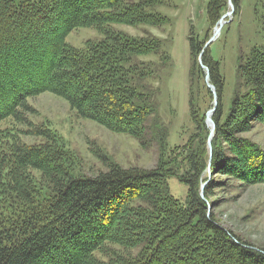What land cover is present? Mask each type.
Wrapping results in <instances>:
<instances>
[{"label": "trees", "instance_id": "1", "mask_svg": "<svg viewBox=\"0 0 264 264\" xmlns=\"http://www.w3.org/2000/svg\"><path fill=\"white\" fill-rule=\"evenodd\" d=\"M123 2L0 0V264H264V255L239 238L237 243L208 215L217 188L212 180L201 197L207 170L215 168L240 181L264 183V151L243 137L252 121L264 125V47L239 65L246 91L223 117L224 79L209 55L211 45L190 38L192 54L209 69L219 99L212 153L206 149V155L201 145L195 152L174 148L180 151L167 156L166 130L154 123L161 149L156 169L114 164L105 174L74 177L60 136L31 120L36 111L29 100L50 93L79 118L113 132L147 131L145 121L156 113L155 90L140 74L144 62L134 60L148 56L155 38L145 43L111 29L160 27L167 18L151 9L153 2L129 8ZM230 2L238 8L240 0L209 2L213 26ZM82 28H104L105 39L85 51L72 48L66 39ZM202 121L198 127L206 133ZM30 136L42 143L21 139ZM184 152L192 156L189 165L178 159ZM171 177L189 186L185 204L170 194Z\"/></svg>", "mask_w": 264, "mask_h": 264}, {"label": "rangeland", "instance_id": "2", "mask_svg": "<svg viewBox=\"0 0 264 264\" xmlns=\"http://www.w3.org/2000/svg\"><path fill=\"white\" fill-rule=\"evenodd\" d=\"M210 1L123 2L125 8L132 4L153 2L151 9H156L167 18L160 27L115 25L111 29L112 32H119L145 43L155 38L157 46L152 47L149 54L147 53L148 56H140L134 60L136 63L144 62L145 67L140 74L145 78L147 87L155 90L153 100L156 113L145 121L147 131H139L136 135L113 132L99 123L79 118L64 99L50 93L29 100L31 107L36 111V115L30 116L36 126L50 127L65 143L67 147L65 149L72 156L74 177H79L82 173L86 176L105 174L114 164L122 170L156 169L161 149L154 134V123H160L161 128L166 130L164 146L167 156L171 154L172 149L179 147L183 150L186 146L195 152L200 151L202 145L205 155L206 149L212 153V141L216 133L213 116L217 108L211 114L214 109V96L208 85H213L209 82V69L203 63H199L198 57L194 58L190 46V38L200 43L205 42L207 46L214 38L216 29L220 28L213 26L208 20L207 8ZM146 9L151 11L150 8ZM226 10L224 27L211 46L209 45V55L213 62L218 64L224 79L223 117H227L235 97L246 91V88L241 89L244 82L238 74L239 65L253 49L264 47V0H240L238 8L230 2ZM59 31L58 27V31L51 34L55 36ZM105 32L107 31L104 28L102 30L82 28L71 33L66 42L72 48L85 51L105 39ZM207 117H211L215 124L213 137L211 136L213 126L207 121ZM202 119H205L207 125L206 133L198 127L203 122ZM7 127H10V124ZM0 128L5 127L3 125ZM243 137L250 139L264 151L262 123L252 121L250 129ZM21 139L29 145L42 143V139L37 137ZM179 151L174 150L173 153ZM191 157L184 152L178 159L182 164L189 165ZM228 164L230 163L227 162ZM207 166L208 169L212 168V164ZM207 172L209 173L205 178L207 182L201 185V197L203 198L202 194L211 180L217 185L213 197L210 198L208 215H214L216 225L226 230L232 237L235 236L237 243L239 238L251 251L264 255V183H248L226 174L221 175L217 168L214 173L208 170ZM168 186L170 194L185 204L189 186L176 177L168 180ZM120 251L118 250V253H121ZM95 255L102 259L98 253Z\"/></svg>", "mask_w": 264, "mask_h": 264}, {"label": "water", "instance_id": "3", "mask_svg": "<svg viewBox=\"0 0 264 264\" xmlns=\"http://www.w3.org/2000/svg\"><path fill=\"white\" fill-rule=\"evenodd\" d=\"M224 18H222V20L219 22V29H216V33H215V36L214 38L211 39V41L207 44V46H209L214 40H215V37L217 36L218 33H220L221 31V28L223 27L224 25ZM199 63L202 64V61L200 60ZM208 88L211 89L213 92V96H214V109L212 110L211 114L216 110V108L218 107V96H217V93H216V90L213 86L211 85H208ZM207 121L211 123V126H213V129H212V132H211V136L213 137V133H214V130H215V124L212 120L211 117H207ZM209 145H210V141H209ZM211 147V145H210ZM203 198H204V194H202Z\"/></svg>", "mask_w": 264, "mask_h": 264}, {"label": "bare ground", "instance_id": "4", "mask_svg": "<svg viewBox=\"0 0 264 264\" xmlns=\"http://www.w3.org/2000/svg\"><path fill=\"white\" fill-rule=\"evenodd\" d=\"M219 34V33H218Z\"/></svg>", "mask_w": 264, "mask_h": 264}]
</instances>
